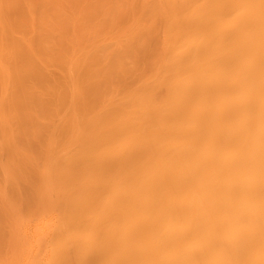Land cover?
Wrapping results in <instances>:
<instances>
[{
  "label": "bare ground",
  "instance_id": "1",
  "mask_svg": "<svg viewBox=\"0 0 264 264\" xmlns=\"http://www.w3.org/2000/svg\"><path fill=\"white\" fill-rule=\"evenodd\" d=\"M0 264H264V0H0Z\"/></svg>",
  "mask_w": 264,
  "mask_h": 264
}]
</instances>
